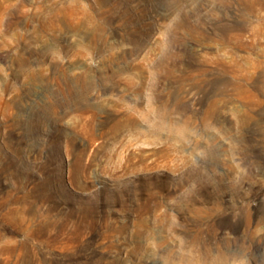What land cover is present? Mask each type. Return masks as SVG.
Returning a JSON list of instances; mask_svg holds the SVG:
<instances>
[{"label": "rangeland", "instance_id": "obj_1", "mask_svg": "<svg viewBox=\"0 0 264 264\" xmlns=\"http://www.w3.org/2000/svg\"><path fill=\"white\" fill-rule=\"evenodd\" d=\"M0 264H264V0H0Z\"/></svg>", "mask_w": 264, "mask_h": 264}]
</instances>
